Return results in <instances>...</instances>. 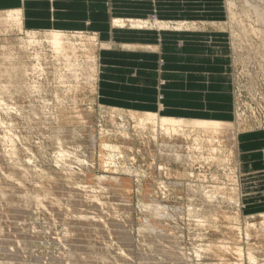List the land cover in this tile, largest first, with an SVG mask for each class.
<instances>
[{
  "label": "rangeland",
  "instance_id": "obj_1",
  "mask_svg": "<svg viewBox=\"0 0 264 264\" xmlns=\"http://www.w3.org/2000/svg\"><path fill=\"white\" fill-rule=\"evenodd\" d=\"M228 2L236 14L231 36L225 18L219 17L225 16L223 7L219 5L220 13L216 5L217 10L211 6L208 10L222 18L217 27L227 33L225 45L234 47L227 66L232 106L245 126L262 132L264 48L256 32L264 26L255 21L246 2L263 13L264 0ZM153 19L154 15L142 20ZM211 19L214 25L216 19ZM119 20L125 21L123 29L130 28L131 19ZM194 21L179 22L201 26L197 32L215 30L206 25L207 20ZM165 23L173 26L178 21ZM0 26L4 25L0 22ZM12 28L0 31V65L5 70L0 75V206L10 199L19 202L11 204L17 210L28 206L29 199L39 198L43 203L22 215L15 211L34 240L28 243L27 236H17L15 243L7 242L14 254L0 251V264H68L70 252H84L88 260L103 264H248L250 252L255 257L253 264H264V219L260 215L264 202L245 195L252 182L261 173L264 176L262 169H247V163L242 171L234 168L232 145L222 140L220 145L217 140L211 143L200 131L185 128L166 135L157 124L144 126L135 114L102 105L98 82L88 80L86 72L70 71L51 52L44 34H36L37 43L29 44L30 30ZM93 35L100 43L93 32L83 34ZM236 172L243 178H236ZM263 194L264 185L250 197ZM30 214L31 224L26 221ZM253 215L262 219L258 228H249L246 221ZM231 248L240 249L241 257Z\"/></svg>",
  "mask_w": 264,
  "mask_h": 264
},
{
  "label": "crops",
  "instance_id": "obj_2",
  "mask_svg": "<svg viewBox=\"0 0 264 264\" xmlns=\"http://www.w3.org/2000/svg\"><path fill=\"white\" fill-rule=\"evenodd\" d=\"M197 1L0 0V12L22 11L24 27L30 31L56 28L63 32H93L101 44L113 46L114 51L107 56L126 60L122 65L133 71L105 75L99 80L98 100L102 105L139 113L155 112L160 106L163 110L158 114L176 118L233 120L231 81L227 73L230 53L217 52L225 47L215 43L225 46L226 34L217 27L222 18L215 17V26L211 25L209 20L214 16L208 10V6L213 11L218 6L220 12L219 5L223 2ZM152 15L163 22L190 19L202 23L206 19L207 26L215 30L158 33L112 27L114 19H147ZM206 38L212 43H206ZM133 45L140 49L130 51L128 48ZM205 72L213 74L206 78ZM262 159L257 151L247 164L252 165L251 169L263 170Z\"/></svg>",
  "mask_w": 264,
  "mask_h": 264
},
{
  "label": "bare ground",
  "instance_id": "obj_3",
  "mask_svg": "<svg viewBox=\"0 0 264 264\" xmlns=\"http://www.w3.org/2000/svg\"><path fill=\"white\" fill-rule=\"evenodd\" d=\"M223 2V5L221 7H223L224 9V15L225 16H219V17H224L225 18V22H226V29L229 30V34L231 36V25L233 24V22L235 23L236 22V14L234 15V12L232 11V7H233V4L230 2H228V0H221ZM245 1V0H244ZM249 1V0H248ZM52 2V1H51ZM248 5V9H249V13L250 14H253L255 17H256V22L258 23H261L263 24L264 26V12L261 13L258 9L256 8V6H254V4L252 2H246ZM235 4V3H234ZM235 6V5H234ZM243 7V6H242ZM235 8V7H234ZM245 8V7H244ZM236 9V8H235ZM220 13V12H219ZM247 13V11H246ZM197 14V13H196ZM200 15V13H198ZM242 14V13H241ZM244 14V13H243ZM248 14V13H247ZM249 14V15H250ZM202 16V15H201ZM211 17L213 15H210ZM247 16V15H246ZM217 17V16H216ZM245 17V16H244ZM243 17V18H244ZM250 17V16H249ZM0 22L2 25H4L3 27L0 26V29L2 28H5V33L9 30L8 28H12V27H16V28H20V29H24L23 27V15H22V11L20 10H12V11H5V12H1L0 13ZM212 18H215V17H212ZM252 18V17H250ZM114 19V18H113ZM158 18L156 16H154V19L153 20H137V19H131L129 20V24H130V28L129 30H139V31H154L153 29H155V31H158V33H161V32H170V33H178V32H197L195 30H198L200 29L201 26H197L196 24L194 23H188V22H179L178 23H174V25H169V23H165V22H159L157 20ZM200 19V18H199ZM238 19V18H237ZM248 19V18H246ZM245 19V20H246ZM206 20V19H204ZM213 20V19H211ZM240 20V18H239ZM243 20V19H242ZM241 20V21H242ZM244 20V21H245ZM247 21V20H246ZM249 21V20H248ZM191 22V21H190ZM215 22V21H214ZM242 23V22H241ZM250 23V22H249ZM244 25V23H242ZM246 24V22H245ZM248 24V22H247ZM246 24V25H247ZM207 25V24H206ZM241 25V26H243ZM251 23L249 24V26L247 27H250ZM256 25V24H255ZM123 26H125V21H122V20H119L118 19H114L113 20V23H112V27L115 28V29H122L123 30ZM215 26V25H213ZM225 26V25H224ZM262 26V27H263ZM203 27V26H202ZM236 27H238L236 25ZM245 27V25L243 26ZM7 28V30H6ZM15 28V29H16ZM259 29L257 35H259L263 42L261 45L263 48H264V27L261 28V27H258ZM2 29L0 30L1 32ZM13 29V28H12ZM246 29V28H244ZM251 29V27H250ZM255 29V27H254ZM247 30V29H246ZM249 30V29H248ZM253 30V29H252ZM219 32H223L225 34L226 31L225 29L221 28L220 27V30ZM252 32H255V31H252ZM28 33V31H27ZM68 32H63L59 29H56V28H52V30H48V31H43V32H36V31H31V41H29L28 43L29 44H32V43H37L35 41H37V36L35 37L36 34H44V40L46 41V43L50 46V48L52 49L51 52H53L54 54H56L59 58L63 59L64 60V63L65 65L68 67V69L70 71H80L82 72L81 74H84V72H86L84 75L87 76L86 78L88 80L90 79H94L95 82H99V80H103L104 79V76L105 75H113V74H117V73H125V74H129V73H132L133 70H130V68L127 67V65H122L123 61L126 62V60H118L117 58H114L112 56H107V54L109 53H112L115 49L113 46L109 45V44H101L98 42V39L95 37V35L93 36H83L84 32H75L73 35H68L66 34ZM248 33V31H247ZM246 33V34H247ZM30 34V33H29ZM240 34V33H239ZM245 34V35H246ZM252 34V33H251ZM250 34V35H251ZM255 35V33H253ZM30 36V35H29ZM236 36V35H235ZM248 36V35H247ZM28 37V36H27ZM39 37V36H38ZM74 38V40L77 39L79 40V42H74L72 39ZM238 37H240L238 35ZM256 37V36H255ZM259 37V38H260ZM258 39V38H257ZM43 40V39H41ZM159 40V39H158ZM256 40V39H255ZM261 41V40H260ZM1 42V41H0ZM25 42V41H24ZM206 43L208 44H211L212 41L210 40V38H207ZM231 42V41H230ZM103 43V42H102ZM110 43V42H109ZM217 43L216 46H221V47H225L223 49H217L216 51L219 52V53H230V56H229V61H230V58L232 57V52L234 51V47L232 44H228L227 42V45H220L219 42H215ZM14 44V43H13ZM12 44V45H13ZM25 44V43H24ZM259 44V43H258ZM257 45V44H256ZM40 46V45H39ZM124 47V46H123ZM242 47V46H241ZM250 47V46H249ZM49 48V47H48ZM127 48V47H125ZM253 48V47H252ZM6 49V48H5ZM21 49V48H20ZM42 49V48H41ZM47 49V48H46ZM130 51H137L138 49H140L137 45H133L132 47H129L128 48ZM127 49V50H128ZM242 49V48H241ZM15 50V49H14ZM126 50V49H125ZM128 50V51H129ZM19 51V50H18ZM26 51V50H25ZM47 51V50H46ZM45 51V52H46ZM101 52V55L98 54ZM17 52V51H16ZM23 52V51H22ZM263 52V51H262ZM6 54V53H5ZM31 54V53H29ZM38 54V53H37ZM46 54V53H45ZM259 54V53H258ZM14 55V54H13ZM55 55V57H56ZM81 55V56H80ZM98 55V56H97ZM99 55L101 56V59H100V63H99ZM104 55V56H103ZM219 55V54H218ZM1 56V55H0ZM262 56V55H261ZM19 57V56H18ZM41 57V56H40ZM45 57V56H44ZM260 57V56H259ZM38 57H36L37 59ZM18 59V58H16ZM15 59V60H16ZM98 59V62L97 60ZM263 59V58H262ZM14 60V59H13ZM260 60V59H259ZM257 61V60H256ZM12 62V61H11ZM54 62V61H53ZM13 63V62H12ZM15 63V62H14ZM21 63V62H20ZM40 63V62H38ZM63 63V62H62ZM164 63V62H163ZM22 64V63H21ZM24 64V63H23ZM60 64V63H59ZM26 65V64H25ZM64 65V66H65ZM163 65V64H162ZM262 65V64H261ZM6 66V65H5ZM65 66V68H66ZM124 66V67H122ZM20 67V66H19ZM26 67V66H25ZM54 67V66H53ZM24 68V67H23ZM128 68V69H126ZM56 70V69H55ZM62 70V69H61ZM67 70V69H65ZM195 70V69H194ZM2 71H5L3 68H1V65H0V75H1V72ZM193 71V70H192ZM224 71V70H223ZM59 72V71H58ZM68 72V70H67ZM64 73V72H63ZM70 73V72H69ZM55 74V72H54ZM76 74V73H75ZM78 74V73H77ZM205 75V77H209L210 74H213V73H208V72H205L203 73ZM5 75V74H4ZM68 76V75H67ZM132 76V75H131ZM134 76V75H133ZM69 77V76H68ZM81 77V76H80ZM123 77V76H122ZM23 78V77H22ZM84 78V77H83ZM231 79V77H229ZM17 79V78H16ZM18 80V79H17ZM74 80V79H73ZM80 80V79H79ZM84 80V79H83ZM82 80V81H83ZM208 80V79H207ZM22 81V80H21ZM119 81V80H118ZM136 81V80H135ZM138 81V80H137ZM16 82V81H15ZM67 82V81H66ZM69 82V81H68ZM75 82V81H74ZM78 82V81H77ZM91 82V81H90ZM151 82V81H150ZM87 82H85L86 84ZM89 83V82H88ZM14 84V83H13ZM17 84V83H16ZM67 84V83H66ZM65 84V85H66ZM95 84V83H94ZM91 85V84H90ZM93 85V84H92ZM68 86V85H67ZM79 86V85H78ZM89 86V85H88ZM1 87V86H0ZM10 87V86H9ZM69 87V86H68ZM75 88V87H74ZM93 88V86H92ZM91 88V89H92ZM72 89V87H71ZM88 89V88H87ZM12 90V89H11ZM10 90V91H11ZM77 90V89H76ZM69 91V90H68ZM71 91V90H70ZM76 92V91H75ZM94 92V90H93ZM12 93V92H11ZM75 94V93H74ZM231 94H232V91H231ZM13 96V95H12ZM60 103V102H59ZM58 103V104H59ZM99 103V102H98ZM67 108V107H65ZM72 108V107H71ZM113 109H116L118 110L119 108H115V107H112ZM88 109V108H87ZM103 109V108H102ZM157 111H153V112H149V111H146V112H135V111H127L128 113L127 114H135L136 116H138V122H140L141 124H145L144 126H147V124H153V125H156L160 127L161 130H163L166 135H169L170 133H176L177 130H184L185 128L186 129H191V130H197L198 133L199 131L202 132L204 135L207 136L206 140L211 142L214 141V140H217L219 142V145L221 143V140L228 143V144H231V148H229L230 150H234L235 151V157L233 158V160H235V167L236 169H239L242 171V169H246V168H243L245 167V164L247 162H249V160H252V155L254 154H257V151L261 153V157L263 158L262 159V164L261 166H264V131L262 132H254L256 130L253 131V128L251 126H245V124L241 121V119L239 118V114L238 112L234 111V108L233 109V106H232V113H233V120H217V119H198V118H183V117H174V116H167V115H162V114H158V112L162 111L163 110V107H160L158 106L157 107ZM58 110V109H57ZM68 110V109H67ZM120 110V109H119ZM63 112V111H61ZM76 112V111H75ZM80 112V111H79ZM120 112V111H119ZM125 112V111H124ZM56 113V112H55ZM81 113V112H80ZM83 113V112H82ZM43 114V113H42ZM61 114V113H60ZM79 114V113H78ZM115 114V113H114ZM82 115V114H81ZM61 116V115H60ZM71 118V117H70ZM78 118V117H77ZM80 118V117H79ZM136 118V117H134ZM205 118V117H204ZM63 119V118H62ZM67 119V118H66ZM83 119V118H82ZM70 120V119H69ZM73 121V120H72ZM113 121V120H112ZM244 121V120H243ZM80 122V121H79ZM78 122V123H79ZM62 123V122H61ZM152 125V126H153ZM158 127V128H159ZM120 128V127H119ZM142 129V128H141ZM124 132V131H123ZM140 132V131H139ZM182 132V131H181ZM195 132V131H193ZM179 133V131H178ZM183 133V132H182ZM73 134V133H72ZM180 134V133H179ZM80 135V134H79ZM178 135V134H177ZM195 135H197V133H195ZM173 136V135H172ZM201 136L199 135V138ZM73 138V137H72ZM174 138V137H173ZM176 138V137H175ZM194 138V137H193ZM88 139V138H87ZM202 139H204L202 137ZM261 139V140H260ZM75 140V139H74ZM122 140V139H121ZM156 140V139H155ZM196 140V139H195ZM201 140V139H200ZM126 141V140H125ZM198 141V140H197ZM174 142V141H173ZM177 142V141H175ZM208 142V143H209ZM223 142V143H224ZM260 142V146L258 145V143ZM94 143V142H93ZM102 143V142H101ZM149 143V142H148ZM182 143V141H181ZM189 143V142H188ZM225 143V144H226ZM251 143L255 144L252 145ZM92 144V143H91ZM95 144V143H94ZM147 144V143H146ZM175 144V143H174ZM149 145V144H148ZM162 145V144H161ZM172 145V144H171ZM196 145V144H195ZM105 146V145H104ZM129 146V145H128ZM199 146V145H198ZM210 146V144H209ZM230 146V145H229ZM254 146V147H253ZM127 147V146H126ZM178 147V146H177ZM202 147V146H200ZM205 147V146H204ZM211 147V146H210ZM228 147V146H227ZM101 148V146H100ZM105 148V147H104ZM215 148V147H214ZM212 148V149H214ZM107 150V148H105ZM104 149V150H105ZM158 149V148H157ZM168 149V148H167ZM211 149V150H212ZM228 149V148H227ZM228 149V150H229ZM7 150V149H6ZM101 150V149H100ZM120 150V149H119ZM151 150V149H150ZM174 150V149H173ZM188 150V148H187ZM208 150V149H207ZM63 151V150H62ZM109 151V150H108ZM167 151V150H166ZM191 151V150H190ZM219 151V150H218ZM121 152V151H120ZM127 152V151H126ZM181 152V151H180ZM214 152V151H212ZM232 152V151H231ZM230 152V153H231ZM255 152V153H254ZM109 153V152H108ZM164 153V152H163ZM229 153V154H230ZM104 154V153H103ZM162 154V153H160ZM165 154V153H164ZM168 154V153H166ZM233 154V153H232ZM186 155V154H185ZM188 155V154H187ZM196 155V154H195ZM215 155V154H214ZM207 156V155H206ZM229 156V155H228ZM152 157V156H151ZM178 157V156H177ZM205 157V156H204ZM211 157V156H210ZM218 157V156H217ZM172 158V157H171ZM213 158V156L211 157ZM154 159V158H153ZM210 159V158H209ZM102 160V159H101ZM108 160V159H107ZM173 160V159H172ZM177 161V160H176ZM184 161V160H183ZM229 161V160H228ZM106 162V161H105ZM113 162V161H112ZM185 163V162H184ZM165 165V164H164ZM191 166V165H190ZM217 166V165H216ZM104 167V166H103ZM109 167V166H108ZM183 168V167H182ZM252 168V165H249L247 167V169H250ZM159 169V168H158ZM166 169V168H165ZM164 170V169H163ZM182 171V170H181ZM233 171V169H232ZM264 171V169H263ZM177 173V172H176ZM183 174V173H182ZM181 174V175H182ZM199 174V173H198ZM232 174V173H231ZM264 174V173H263ZM66 175V174H65ZM225 175V174H224ZM228 175V174H227ZM235 175V174H234ZM236 175H237V172H236ZM161 176V175H159ZM176 177V175H175ZM205 177V176H204ZM226 177V176H225ZM259 177H261L259 180H256L254 182H252V186L250 189L246 190V193L245 195L247 196V198H251V199H256V200H260V202H264V194L263 196H251V194L253 193H257L259 192V189L260 187H262L264 185V176L262 175V173L259 175ZM214 178V177H213ZM216 178V177H215ZM214 178V179H215ZM236 178H240L242 179L243 177H239L238 175L236 176ZM258 178V177H257ZM230 179V178H229ZM100 180V179H99ZM104 180V179H103ZM244 180V179H243ZM68 181V180H67ZM97 181V180H96ZM107 181V180H106ZM112 181V180H109V182ZM211 181V180H210ZM258 181V182H257ZM105 182V180H104ZM114 182V181H113ZM99 183V182H98ZM112 183V182H111ZM129 183V182H128ZM249 184V183H248ZM100 185V184H98ZM102 185V184H101ZM109 185V184H108ZM107 185V186H108ZM122 185V184H121ZM224 185V184H222ZM164 186V185H162ZM172 186V185H171ZM57 187H60V186H57ZM56 187V188H57ZM116 187V186H115ZM167 187V186H165ZM125 188V187H124ZM222 188V187H221ZM116 189V188H115ZM214 189V188H213ZM219 189V188H218ZM255 189V190H254ZM123 190V189H122ZM121 190V191H122ZM224 190V188H223ZM228 190V189H227ZM219 191V190H218ZM221 191V190H220ZM233 191V190H232ZM263 191V190H262ZM119 193V192H118ZM126 193V192H125ZM207 193V192H206ZM208 194V193H207ZM211 194V193H210ZM232 194V193H231ZM3 195V192L0 191V198H2L1 196ZM231 200V198H230ZM229 201V200H228ZM234 201V200H233ZM12 203H19L18 201H15V200H5V202H3V205L0 206V251L2 252H7L9 253V256L12 254H14V251L11 250V247L9 248L7 242H13L15 243V240H17V236H27L28 239H31V240H26L28 243H30V241L32 242L34 240L33 238V234L30 232H28L29 229H27L26 231V225H22V221L20 219H18L14 213H20V215H22V212L23 211H29L31 210L32 207H38L40 205H42L43 201L39 198H33V199H29L27 201V205L28 206H23L21 207V209H18L15 207L12 209V206L11 204ZM23 205V204H22ZM5 207V208H3ZM10 208V209H9ZM4 209V210H3ZM219 210V209H218ZM221 210V209H220ZM17 211V212H15ZM5 213V215H4ZM218 213V212H217ZM6 214H9L6 215ZM11 214V215H10ZM28 214V213H27ZM210 214V213H209ZM263 214V215H262ZM257 215V214H256ZM261 216H263V219H264V213H261L260 214ZM214 216V215H213ZM219 216V215H218ZM227 216V215H226ZM225 216V217H226ZM259 216V214H258ZM230 217V216H229ZM227 217L226 219L229 220ZM31 218H32V215H28L26 217V221L27 219L29 220L28 223H30L31 221ZM222 218V217H220ZM247 218V217H245ZM224 219V218H223ZM238 219V218H237ZM240 219V218H239ZM238 219V220H239ZM234 220V218H233ZM244 220V219H243ZM248 220V222H250V225H249V228L250 227H253L255 228L258 224L257 222H260L261 223V220L260 218H258L257 216H251V217H248L246 219V221ZM252 221H255L251 224ZM264 220H262L263 222ZM230 222V221H228ZM227 222V223H228ZM247 223V222H246ZM31 224V223H30ZM229 224V223H228ZM225 225V224H224ZM247 225V224H246ZM245 225V226H246ZM31 226V225H30ZM260 226V224H259ZM28 227V226H27ZM261 227V226H260ZM30 228V227H29ZM32 228V227H31ZM229 228V227H228ZM252 228V229H253ZM258 228V227H256ZM231 229V227H230ZM260 229V228H259ZM263 229V228H262ZM163 230V229H162ZM254 230V229H253ZM257 230V229H256ZM255 230V231H256ZM254 231V232H255ZM258 231V230H257ZM256 231V232H257ZM248 233V231H247ZM262 233V232H261ZM260 234V233H259ZM250 235V233L248 234ZM16 238V239H15ZM264 238V237H263ZM235 240V239H234ZM18 241V240H17ZM22 242V240L20 241ZM262 243V242H261ZM11 244V243H10ZM25 244V243H24ZM263 244V243H262ZM12 246V245H11ZM15 247V246H14ZM17 247V246H16ZM220 247V246H219ZM29 248V247H28ZM222 248V246H221ZM224 248V247H223ZM222 248V249H223ZM227 248V247H226ZM226 248L225 251H226ZM23 249V248H20V250ZM218 249V248H217ZM17 250V249H16ZM75 250V249H74ZM231 250H234V253L235 256L237 255L238 257H241L242 255V251L240 249H232ZM260 250V249H259ZM76 251V250H75ZM82 251V250H81ZM85 251V250H84ZM176 251V250H175ZM253 251V250H252ZM74 252V251H73ZM223 252V251H222ZM254 252V251H253ZM258 252V250H257ZM78 253V252H77ZM88 253V252H87ZM230 253V252H229ZM232 253V252H231ZM17 254V252H16ZM70 254L71 256V259L68 261V264L70 263H73V264H100V262H94L92 260H88L87 257H84V252H79V254H76V252L74 253H68V255ZM90 254V253H89ZM6 257L8 254H5ZM11 255V256H12ZM216 255V254H215ZM19 256V255H18ZM86 256V255H85ZM248 256L247 260L249 261L248 264H253L254 261H255V257L252 253L248 252ZM30 257V256H29ZM28 257V258H29ZM89 257V256H88ZM237 257V258H238ZM15 258H19V257H15ZM31 258V257H30ZM91 258V257H90ZM234 258V257H233ZM3 259H4V256H3ZM2 259V260H3ZM9 259V258H8ZM11 259V257H10ZM220 259V258H219ZM241 259V258H240ZM32 260V259H31ZM105 260V258H104ZM103 260V261H104ZM4 261V260H3ZM247 261V262H248ZM102 263V262H101ZM223 263V262H222ZM225 263V262H224ZM233 263V262H232ZM9 264V263H8ZM103 264V263H102ZM238 264V263H237ZM241 264V262H240Z\"/></svg>",
  "mask_w": 264,
  "mask_h": 264
}]
</instances>
